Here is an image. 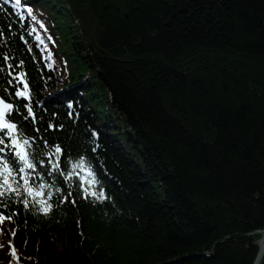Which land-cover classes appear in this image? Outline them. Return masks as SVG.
Masks as SVG:
<instances>
[{
    "label": "trees",
    "instance_id": "16d2710c",
    "mask_svg": "<svg viewBox=\"0 0 264 264\" xmlns=\"http://www.w3.org/2000/svg\"><path fill=\"white\" fill-rule=\"evenodd\" d=\"M180 1L0 0V94L52 206L3 196L0 264L255 263L264 0Z\"/></svg>",
    "mask_w": 264,
    "mask_h": 264
},
{
    "label": "snow or ice",
    "instance_id": "6c2138e0",
    "mask_svg": "<svg viewBox=\"0 0 264 264\" xmlns=\"http://www.w3.org/2000/svg\"><path fill=\"white\" fill-rule=\"evenodd\" d=\"M17 4H20V0H16ZM31 10L29 9V12ZM9 67H11L9 65ZM21 82L24 84V88H27V83L23 81L21 78ZM16 95L18 96H26L27 94L23 91L17 92ZM0 104L3 105V108L0 109V153H4L5 150H8V156L11 159V163L16 165V168H12L9 166V159H5L3 156H0V177H3V182L0 183V196L5 195L6 192H16L19 194L17 188H13L12 185L9 183V177L13 175V172L16 173H24L23 179V187L28 195H32L33 189L29 186V173L26 172V169H31L35 171L36 169V158L31 156L30 150L32 149V143L29 141L28 138H22V133L17 132V125L15 123H11L6 119V116L12 110V105L4 103L3 100H0ZM29 114H31V108L28 109ZM9 139V143H5V138ZM62 149L59 145L55 147V154H60ZM39 163H43V161H39ZM59 162L57 161L54 167L58 168ZM85 166L84 159H80L77 163L73 164V169H82ZM91 175V172L89 173ZM15 182V181H14ZM95 182L94 178L93 181L90 183ZM43 187V186H41ZM36 195H41V193H36ZM91 195L97 196V193L92 192ZM99 199L105 198L103 193H100L97 196ZM25 206L28 205V201H23ZM38 203L41 205L40 211L44 214H47L48 211L51 209V205L47 204L46 201L40 200Z\"/></svg>",
    "mask_w": 264,
    "mask_h": 264
},
{
    "label": "water",
    "instance_id": "95a60500",
    "mask_svg": "<svg viewBox=\"0 0 264 264\" xmlns=\"http://www.w3.org/2000/svg\"><path fill=\"white\" fill-rule=\"evenodd\" d=\"M259 233L263 234V231ZM259 249V254L254 264H264V235L261 236V239L259 241Z\"/></svg>",
    "mask_w": 264,
    "mask_h": 264
},
{
    "label": "bare ground",
    "instance_id": "6f19581e",
    "mask_svg": "<svg viewBox=\"0 0 264 264\" xmlns=\"http://www.w3.org/2000/svg\"><path fill=\"white\" fill-rule=\"evenodd\" d=\"M185 4V5H184ZM187 2L185 1V0H181L180 1V7L182 8V10H183V12H185L186 11V9H187ZM83 83H84V81H82V82H80V83H78V84H76L75 86L76 87H82V85H83ZM74 86V87H75ZM61 93V92H60ZM262 235H264V231H263V234Z\"/></svg>",
    "mask_w": 264,
    "mask_h": 264
},
{
    "label": "rangeland",
    "instance_id": "374dc122",
    "mask_svg": "<svg viewBox=\"0 0 264 264\" xmlns=\"http://www.w3.org/2000/svg\"><path fill=\"white\" fill-rule=\"evenodd\" d=\"M261 236H262V234H261Z\"/></svg>",
    "mask_w": 264,
    "mask_h": 264
},
{
    "label": "flooded vegetation",
    "instance_id": "af4514ba",
    "mask_svg": "<svg viewBox=\"0 0 264 264\" xmlns=\"http://www.w3.org/2000/svg\"><path fill=\"white\" fill-rule=\"evenodd\" d=\"M185 5V4H184Z\"/></svg>",
    "mask_w": 264,
    "mask_h": 264
}]
</instances>
